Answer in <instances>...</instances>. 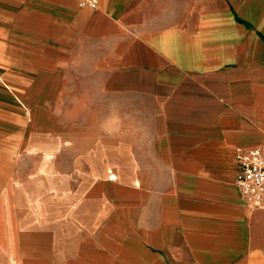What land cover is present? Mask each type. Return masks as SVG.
<instances>
[{"label":"crops","instance_id":"1","mask_svg":"<svg viewBox=\"0 0 264 264\" xmlns=\"http://www.w3.org/2000/svg\"><path fill=\"white\" fill-rule=\"evenodd\" d=\"M88 2L0 0V264H264V0Z\"/></svg>","mask_w":264,"mask_h":264},{"label":"built area","instance_id":"2","mask_svg":"<svg viewBox=\"0 0 264 264\" xmlns=\"http://www.w3.org/2000/svg\"><path fill=\"white\" fill-rule=\"evenodd\" d=\"M94 0H89L92 5ZM84 2L81 3L83 5ZM238 173L235 184L249 208H264V148L249 147L235 153Z\"/></svg>","mask_w":264,"mask_h":264}]
</instances>
